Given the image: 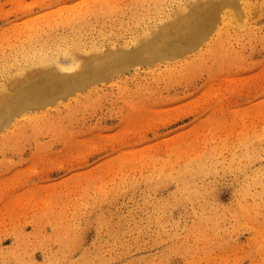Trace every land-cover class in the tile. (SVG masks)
I'll return each instance as SVG.
<instances>
[{
  "label": "rangeland",
  "instance_id": "rangeland-1",
  "mask_svg": "<svg viewBox=\"0 0 264 264\" xmlns=\"http://www.w3.org/2000/svg\"><path fill=\"white\" fill-rule=\"evenodd\" d=\"M196 1L0 0V91L77 49L81 68L106 44L133 50ZM239 5L198 52L174 40L186 54L140 59L0 127V264H264V0Z\"/></svg>",
  "mask_w": 264,
  "mask_h": 264
},
{
  "label": "bare ground",
  "instance_id": "bare-ground-1",
  "mask_svg": "<svg viewBox=\"0 0 264 264\" xmlns=\"http://www.w3.org/2000/svg\"><path fill=\"white\" fill-rule=\"evenodd\" d=\"M108 1V0H107ZM110 1V0H109ZM162 1V0H161ZM190 1V0H189ZM241 1V0H240ZM186 2H187V0H186ZM191 2H192V0H191ZM196 2L197 3H200V2H202L200 5H196ZM196 2H194V7H192V8H190L189 10L188 9H186L190 4H192V3H190L189 5H187V7H185L184 6V3H183V7H180V9L181 10H178L177 8H175V7H173V8H175L177 11H180L179 13L180 14H177L176 13V11L174 12V15H176L175 17H174V15H173V17L174 18H172V17H170L169 15L170 14H168V17L167 18H171V20L173 19V21H172V23L171 24H163L162 25V27H160L161 25V23H159V25H157L156 23L154 24L155 26H156V29H157V27H160V29H159V31L156 33V35H155V37L154 38H152L151 40H147V41H145V42H143V43H140L138 46H136V48L135 49H133V50H127V51H125V50H123V51H121V49H123L124 47H126V45L125 46H123V48H121L120 50H118V51H116L118 48H116V50L114 49V48H112V52H111V50H109V51H105V50H107V48L106 47H108L107 45H110V43L109 44H106V47H104V46H102V47H100V48H98V51L97 52H99V50L101 49V48H105V49H101L100 50V52L99 53H97V52H95V54L94 53H92L93 55H92V58L89 56V50L87 49V53L86 54H88L87 56L89 57V58H91V59H89L88 57H86L85 58V60L86 59H89V64L88 65H86L85 67H83V68H81L82 67V65L81 64H84V63H81L82 61H84V60H80V62H79V60L77 61L76 60V57L74 56V55H78L79 56V58L81 59V52L80 51H78V49H77V53H75V54H73L72 52L70 53L73 57H72V62H71V64H69V65H66V66H64V65H57V66H53V65H51V67H54V68H49V69H44V71H41V72H39V74H38V72H37V77H38V79H36V76H34L33 74H32V72H33V70H30V69H27L26 70V67H23L24 68V70L23 71H21L20 72V74L19 75H13V76H11V77H9V79H8V81L6 82V84L4 85V86H2V91H0V127H2V125L3 124H5L6 122H8V120H10L14 115H16V114H19L20 115V112L21 111H23V110H29V109H33V107L34 106H36V105H39V104H41L42 105V103H44V102H46V101H48L49 100V102L51 101L50 99H52V98H56V99H58L59 98V96H64L65 97V95H68V93H69V95H70V93L72 94V92H75V94L76 93H78L80 90H83V89H86L87 88V86H92V84H95V83H98V82H100L101 80H106L107 78H108V76H111L113 73H116L117 74V72H119V71H122V72H124V71H126V70H129V67L130 66H132L134 63H136V62H139L140 61V59L144 62V61H149V59H150V61H151V63L154 61L153 59H156V60H158V57H159V59H160V57H163V56H167V57H165L164 59H166V58H168L169 59V57L168 56H172L173 54H179L180 55V52L181 51H184V48H183V46L185 47V45H186V47L188 48L187 49V51L189 50V51H191V49H189V48H192V47H194L192 50H196V48L199 46V42L201 41L202 42V40L204 39V38H209L210 39V37L212 36H210V34H211V30L213 29V27H214V25H215V27H214V29H213V31H214V33H219L220 32V30L222 29V26H224L225 24H229L230 22L232 23V20L233 19H235L234 18V16H235V13H237V11H238V13L237 14H242L243 12L241 11V5H239V0H197ZM103 4H104V2H102ZM106 3V2H105ZM109 3V2H108ZM250 3V2H249ZM82 4V3H81ZM84 4V3H83ZM86 4H88L87 2H86ZM90 4H92V3H90ZM89 4V5H90ZM107 4V3H106ZM161 4V3H160ZM178 4V3H177ZM252 4V3H251ZM250 4V5H251ZM110 5H111V3L109 4V7H110ZM116 5V4H115ZM227 5H229V7H227ZM246 5V4H245ZM83 6V5H82ZM81 6V7H82ZM154 7V6H153ZM176 7H178L179 8V6H176ZM185 7V8H184ZM191 7V6H190ZM224 7H227V8H225V9H223ZM235 7V8H234ZM254 7V6H253ZM83 8V7H82ZM87 8H89L88 7V5H87ZM87 8H85V9H87ZM96 8H97V5H96ZM113 8V7H112ZM189 8V7H188ZM221 8V9H220ZM237 8V9H236ZM247 8V7H246ZM84 9V8H83ZM92 9V8H91ZM142 9V8H141ZM155 9V8H154ZM158 9V8H157ZM160 9V8H159ZM223 9V10H222ZM251 9V8H250ZM254 9V8H253ZM252 9V10H253ZM256 9V8H255ZM90 10V9H89ZM249 10V9H248ZM259 10V9H258ZM93 11H94V9H93ZM96 11V10H95ZM149 11V10H148ZM221 11V12H220ZM242 12V13H239V12ZM257 11V10H256ZM256 11H253L255 14H256ZM74 11H72V13H73ZM76 12V11H75ZM74 12V13H75ZM78 12V11H77ZM91 12V11H90ZM163 12V11H162ZM161 12V13H162ZM184 12V13H183ZM217 12V14H219V18L218 17H216L215 18V13ZM248 12V11H247ZM114 13V12H113ZM112 13V14H113ZM135 13V12H134ZM141 13V12H140ZM155 13H157L156 11H155ZM171 13V12H170ZM176 13V14H175ZM252 13V12H251ZM52 14H54V13H52ZM76 14V13H75ZM82 14V13H81ZM81 14H79V15H81ZM102 14V13H101ZM149 14V13H148ZM165 14V13H164ZM173 14V13H172ZM236 14V15H237ZM255 14H253L252 13V16L253 15H255ZM260 14H262V13H260ZM55 15V14H54ZM69 15V14H68ZM90 15V14H89ZM91 15H92V13H91ZM105 15H106V13H105ZM121 15V14H120ZM119 15V16H120ZM141 15H143V14H141ZM166 15H167V13H166ZM238 15V16H239ZM258 15V12H257V14H256V16ZM53 16V15H52ZM72 16V15H71ZM77 16V14L75 15V17ZM85 16H86V13H85ZM84 16V17H85ZM88 16V15H87ZM144 16V15H143ZM147 16V15H146ZM242 16V18H244L245 17V15H244V17H243V15H241ZM248 16V15H247ZM246 16V17H247ZM56 17H57V15H56ZM89 17V16H88ZM91 17V16H90ZM112 17V16H111ZM145 17V16H144ZM144 17H142L143 19H144ZM155 17V16H154ZM250 17V16H249ZM43 18H45V17H43ZM47 18V17H46ZM48 18H50V16H48ZM54 18V17H53ZM62 18V17H61ZM66 18V17H65ZM108 18V17H107ZM107 18H105V19H107ZM136 18V17H135ZM147 18V17H146ZM149 18V17H148ZM152 18V17H151ZM37 19V18H36ZM42 19V18H41ZM68 19V18H67ZM82 19V18H81ZM88 19V18H87ZM109 19V18H108ZM129 19V18H128ZM137 19V18H136ZM138 19H140V18H138ZM142 19V20H143ZM160 19V18H159ZM182 20V19H184L186 22L182 25V24H179L180 22H178L179 20ZM51 20V19H50ZM49 20V21H50ZM54 20V19H53ZM135 20V19H134ZM145 20V19H144ZM156 20V19H155ZM167 20V19H166ZM30 21H32V20H30ZM34 21V20H33ZM76 21V20H75ZM126 21V20H125ZM139 21V20H138ZM147 21H149V19L147 20ZM151 21H152V19H151ZM150 21V22H151ZM161 21H163V20H161ZM161 21H159V22H161ZM164 21H165V19H164ZM234 21V20H233ZM44 22V21H43ZM48 22V21H47ZM54 22V21H53ZM128 22V21H127ZM130 22V21H129ZM132 22V21H131ZM135 22H137L136 20H135ZM135 22H134V24H135ZM145 22V21H144ZM154 22V20L151 22V23H153ZM157 22H158V20H157ZM234 22H236V21H234ZM39 24H40V22H38ZM38 23H36V26H37V24ZM42 23V22H41ZM46 23V22H45ZM72 23V22H71ZM97 23H98V21H97ZM123 23H124V21H123ZM126 23V22H125ZM140 23V22H139ZM139 23H138V25H139ZM142 23V22H141ZM149 23V22H148ZM168 23V22H167ZM34 24V23H33ZM50 24V23H49ZM63 24V23H62ZM95 24V23H94ZM110 24H111V21H110ZM121 24V23H120ZM132 24V23H131ZM145 24V23H144ZM150 24V23H149ZM234 24V23H233ZM35 25V24H34ZM44 25V24H43ZM56 25V24H55ZM58 25V24H57ZM69 25V24H68ZM97 25V24H96ZM103 25V24H102ZM124 25V24H123ZM127 25V24H126ZM130 25V24H129ZM128 25V26H129ZM154 25H152V26H154ZM235 25V24H234ZM52 26V25H51ZM61 26V25H60ZM104 26H105V23H104ZM114 26V25H113ZM136 26V25H135ZM146 26V25H145ZM237 27H238V25H236ZM33 27V26H32ZM41 27V26H40ZM39 27V28H40ZM106 27V26H105ZM111 26H109V28H110ZM117 27V26H116ZM120 27H123V26H121L120 25ZM125 27V26H124ZM139 28L140 27H143V25L142 26H138ZM137 27V28H138ZM151 27V26H150ZM39 28H37V29H39ZM85 28V27H84ZM126 28V27H125ZM124 28V29H125ZM129 28H131V26L129 27ZM128 28V29H129ZM145 28H147V27H145ZM149 28V27H148ZM147 28V29H148ZM51 29H52V27H51ZM51 29H49V30H51ZM59 29V28H58ZM65 29V28H64ZM93 29H94V27H93ZM113 29V28H112ZM151 29V28H150ZM149 29V30H150ZM153 29L154 28H152L151 29V31H153ZM154 30V31H157V30ZM231 29V28H230ZM234 29V28H233ZM233 29H231V30H233ZM40 30V29H39ZM63 30V29H62ZM86 30V29H85ZM100 30H102V29H100ZM100 30H99V32H100ZM111 30V29H110ZM121 30V29H120ZM120 30H118V31H120ZM127 30V29H126ZM135 30V29H134ZM139 30H141V29H139ZM226 30V29H225ZM229 30V29H228ZM227 30V31H228ZM230 30V31H231ZM32 31V30H31ZM41 31H43V30H41ZM96 31V30H95ZM113 31V34H114V29L112 30ZM125 31V30H124ZM128 31H130V29L128 30ZM144 31H146V30H144ZM152 32V33H154L155 34V32ZM211 31V32H210ZM80 32H82V31H80ZM84 32V31H83ZM91 32V31H90ZM104 32H106L105 30H104ZM117 32V31H116ZM133 32V31H132ZM136 32V31H135ZM32 33V32H31ZM43 33V32H42ZM48 33V32H47ZM73 33V32H72ZM87 33V32H86ZM110 33H112V32H110ZM125 33V32H124ZM145 33H149L150 34V32H145ZM145 33L143 34V32H142V35H144L145 36ZM29 34V33H28ZM40 34H41V32H40ZM81 34V33H80ZM91 34V33H90ZM99 34V33H98ZM104 34V33H103ZM128 34V33H127ZM130 34V33H129ZM134 34V33H133ZM212 34H213V32H212ZM27 35V34H26ZM31 35V34H30ZM100 35V34H99ZM115 35V34H114ZM153 35V34H152ZM169 35V36H168ZM33 36V35H32ZM67 36V35H66ZM136 36V35H135ZM140 36L141 35H139L138 37L140 38ZM147 36H151V35H147ZM146 36V37H147ZM222 36V35H221ZM34 37H36V36H34ZM50 37V36H49ZM53 37V36H52ZM109 37H111V36H109ZM116 37V36H115ZM117 37H118V35H117ZM120 37V36H119ZM133 37H134V35H133ZM141 37H143V36H141ZM146 37H143V39H140V42H141V40L142 41H144V39L146 38ZM151 37H153V36H151ZM213 37V36H212ZM26 38V37H25ZM28 38V37H27ZM40 38V37H39ZM62 38H63V36H62ZM172 38V39H171ZM207 38H206V40H207ZM29 39V38H28ZM52 39V38H51ZM66 39V38H65ZM69 39V38H68ZM71 39V38H70ZM84 39H85V37H84ZM88 39V38H87ZM113 39V38H112ZM111 39V40H112ZM126 39V38H125ZM134 39V38H133ZM132 39V40H133ZM148 39V38H147ZM47 40V39H46ZM45 40V41H46ZM92 40V39H91ZM90 40V41H91ZM124 40V39H123ZM146 40V39H145ZM172 40H173V42H172ZM174 40H175V42H177V41H179V40H181L182 42H184V45L181 47V48H183V49H181V51H180V46L178 45V44H180V43H178L177 45H175L174 44ZM25 41V40H24ZM28 41V40H27ZM61 41H63V39L61 40ZM89 41V42H90ZM98 41V40H97ZM136 41V40H135ZM42 42V41H41ZM48 42V41H47ZM60 42V41H59ZM67 42V41H66ZM71 42V41H70ZM92 42H94V41H92ZM130 42V41H129ZM128 42V43H129ZM134 41H132V43H133ZM206 42V41H205ZM15 43V42H14ZM25 43V42H24ZM29 43V42H28ZM33 43V42H32ZM49 43V42H48ZM55 42H53V44H54ZM57 43V42H56ZM81 43V42H80ZM84 43V42H83ZM87 43V42H86ZM112 43V42H111ZM131 43V44H132ZM137 43H139V42H136V45H137ZM18 44V43H17ZM30 44V43H29ZM33 44H35V43H33ZM41 44V43H40ZM39 44V45H40ZM65 44V43H64ZM75 44V43H74ZM78 44V43H77ZM89 44V43H88ZM126 44H127V42H126ZM13 45V44H12ZM26 45V44H25ZM38 45V46H39ZM44 45V44H43ZM42 45V46H43ZM51 45V44H50ZM56 45V44H55ZM58 45V44H57ZM60 45V44H59ZM68 45V44H67ZM66 45V46H67ZM85 45V44H84ZM94 45V44H93ZM128 45V44H127ZM182 45V44H181ZM195 45H197V47L195 46ZM23 46V45H22ZM31 46V45H30ZM34 46V45H33ZM32 46V47H33ZM36 46V45H35ZM41 46V45H40ZM41 46V47H42ZM65 46V45H64ZM70 46V45H69ZM68 46V47H69ZM79 46V45H78ZM100 46V45H99ZM111 46V45H110ZM109 46V47H110ZM133 46H135V45H133ZM14 47H15V45H14ZM24 47V46H23ZM22 47V48H23ZM28 47H29V45H28ZM44 47V46H43ZM60 47V46H59ZM63 47V46H62ZM71 47H73V46H71ZM70 47V48H71ZM80 47V46H79ZM83 47H86V46H83ZM90 47V46H89ZM114 47V46H113ZM116 47V46H115ZM185 47V48H186ZM200 47V46H199ZM202 47H204V46H202ZM17 48V47H16ZM19 48V47H18ZM18 48H17V50H18ZM30 48V47H29ZM39 48V47H38ZM38 48H37V51H38ZM57 48V47H56ZM74 48V47H73ZM75 48H77V46H75ZM81 48V47H80ZM128 48H129V45H128ZM131 48H132V46H131ZM25 49V48H24ZM31 49V48H30ZM45 49V48H44ZM52 49H53V47H52ZM66 49V48H65ZM92 49H93V47H92ZM95 49H96V47H95ZM94 49V50H95ZM109 49H111V47L109 48ZM114 49V50H113ZM126 49V48H125ZM34 50H35V48H34ZM39 50H41V48L39 49ZM58 50V49H57ZM56 50V51H57ZM61 50V49H60ZM63 50H64V48H63ZM81 50V49H80ZM83 50V49H82ZM194 50V51H195ZM23 51V50H22ZM36 51V50H35ZM43 51V50H42ZM62 51V50H61ZM59 52V53H62V52ZM65 51V50H64ZM68 51V50H67ZM101 51H103V52H101ZM115 51V52H114ZM121 51V52H120ZM178 51H180L179 53H177ZM188 51V52H189ZM193 51V52H194ZM197 51V50H196ZM17 52V51H16ZM34 52V51H33ZM50 52V51H49ZM52 52V51H51ZM50 52V53H51ZM69 52V51H68ZM83 52V51H82ZM187 52V53H188ZM198 52V51H197ZM23 53V52H22ZM36 53H38V52H36ZM55 53H57V52H55ZM54 53V55H56ZM64 53V52H63ZM62 53V54H63ZM186 54V52H183V54ZM190 53V52H189ZM0 54H2V52L0 53ZM34 54H35V52H34ZM44 54V53H43ZM47 54V53H46ZM64 54H66V53H64ZM181 54H182V52H181ZM182 54V55H183ZM193 54V53H192ZM4 55V54H3ZM16 54H15V52H14V56H15ZM25 55H27V54H25ZM30 55V54H29ZM36 55V54H35ZM40 55V54H39ZM51 55H53V53L51 54ZM58 55H60V54H58L57 53V56H55L56 58L58 57ZM68 55H69V53H68ZM68 55H66V56H68ZM76 55V56H77ZM179 55H178V57H179ZM182 55H180V56H182ZM206 55V54H205ZM12 56V55H11ZM32 56V55H31ZM49 56V55H48ZM62 56V55H61ZM186 56V55H185ZM13 57V56H12ZM17 57V56H16ZM22 57V56H21ZM28 57V56H27ZM41 57V56H40ZM51 57V56H50ZM53 57V56H52ZM177 57V59H180V58H178ZM2 58H3V56H2ZM7 58V57H6ZM55 58V59H56ZM65 58V57H64ZM184 58V57H183ZM182 58V59H183ZM9 59V58H8ZM22 59V58H21ZM51 59V58H50ZM49 59V60H50ZM77 59H78V57H77ZM84 59V58H83ZM186 59H189V58H186ZM25 60V62H26V58L24 59ZM48 59H47V61H49ZM155 60V61H156ZM167 60V59H166ZM32 61V60H31ZM34 61H36V60H34ZM43 61V60H42ZM42 61H38L37 60V62L39 63V62H42ZM57 61H58V59H57ZM59 61H61L60 59H59ZM64 60H62V62H63ZM88 61V60H87ZM160 60H158V62H159ZM61 62V63H62ZM65 62V61H64ZM141 62V61H140ZM161 62V61H160ZM4 63V62H3ZM24 63V62H23ZM27 63H29V62H27ZM26 63V64H27ZM43 63H44V61H43ZM51 63H52V61H51ZM85 63H88V62H86L85 61ZM145 63H148V62H145ZM155 63V62H154ZM21 64V63H20ZM41 64V63H40ZM139 64V63H138ZM137 64V65H138ZM142 64V63H141ZM4 65V64H3ZM22 65V64H21ZM30 65V64H29ZM28 65V66H29ZM47 66H49L50 65V63L49 64H46ZM85 65V64H84ZM136 65V66H137ZM144 65V64H143ZM148 65V64H147ZM153 65V64H152ZM20 66V65H19ZM151 66V65H150ZM2 67V66H1ZM7 67V66H6ZM46 66H44V68H45ZM77 67H80L81 69L80 70H78V71H75L76 70V68ZM19 68V67H18ZM29 68V67H28ZM32 69H36V68H32ZM78 69V68H77ZM131 69V68H130ZM137 69V68H136ZM4 70H6V69H4ZM73 70L75 71V72H73ZM11 71V70H10ZM64 72V73H63ZM2 73H5L4 71L2 72ZM6 74V73H5ZM7 75L9 76L10 75V73L8 74L7 73ZM31 75H33L34 77H35V79H33V77H31ZM40 75V76H39ZM116 78V77H115ZM33 80H35V82H37V83H35L34 85H33ZM38 80V81H37ZM112 80V79H111ZM0 81H2V80H0ZM109 81V80H108ZM5 82V81H4ZM103 82V81H102ZM101 82V83H102ZM106 83V82H105ZM93 87V86H92ZM91 87V88H92ZM96 87H97V85H96ZM95 88V87H94ZM1 90V89H0ZM76 91H78V92H76ZM85 91V90H84ZM88 92H89V89H88ZM81 93V92H80ZM80 93H78L79 95H80ZM84 93V92H83ZM90 93V92H89ZM89 93H88V95H89ZM68 95V96H69ZM87 95V96H88ZM67 96V97H68ZM71 97H72V95H70ZM69 96V97H70ZM63 97V98H64ZM66 97V98H67ZM74 97V96H73ZM77 97V96H76ZM73 99V98H72ZM53 100V99H52ZM54 101H56L55 99L52 101V103H54ZM57 102H59V101H57ZM56 102V103H57ZM46 103H48V102H46ZM51 103V104H52ZM76 105H78V104H76ZM47 106V105H46ZM38 107V106H37ZM76 107H78V106H76ZM38 108H40V107H38ZM44 108V107H43ZM47 108V107H46ZM45 109V108H44ZM76 109V108H75ZM31 111V110H30ZM25 114H27V111H26V113H24L23 112V114H21L20 116H24ZM31 115V114H30ZM29 115V116H30ZM28 116V117H29ZM14 119V118H13ZM16 119V118H15ZM22 119V118H21ZM24 119V118H23ZM31 119V118H30ZM26 120V119H25ZM12 121V120H11ZM21 121V120H20ZM28 121H29V119H28ZM31 122H32V120H31ZM30 122V123H31ZM27 124V123H26ZM30 126H32V125H30ZM27 127V126H26ZM3 128V127H2ZM2 128H0V129H2ZM8 128V127H7ZM21 128V127H20ZM24 129H25V127H23ZM5 129V128H4ZM3 129V130H4ZM0 133H2L1 131H0ZM9 133V132H8ZM5 134V133H4ZM7 134V133H6ZM18 134V133H17ZM2 135V134H1ZM20 135V134H19ZM15 136H16V134H15ZM17 138H18V135H17ZM0 141H2V140H0ZM5 143V142H4ZM3 143V144H4ZM6 144H7V141H6Z\"/></svg>",
  "mask_w": 264,
  "mask_h": 264
}]
</instances>
